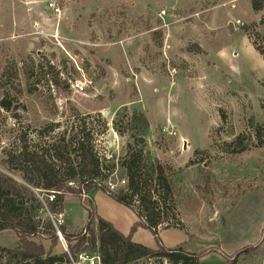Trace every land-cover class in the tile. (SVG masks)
Wrapping results in <instances>:
<instances>
[{"label": "rangeland", "instance_id": "374dc122", "mask_svg": "<svg viewBox=\"0 0 264 264\" xmlns=\"http://www.w3.org/2000/svg\"><path fill=\"white\" fill-rule=\"evenodd\" d=\"M252 39L264 50V13L251 0H0V172L18 178L7 160L23 135L47 146L77 113L99 114L108 129L90 124L95 151L115 164L103 170L110 175L102 184L118 191L127 185L119 161L132 138L114 121L143 114L148 125L134 132L143 133L149 159L161 162L173 186L174 226L159 233L163 244L200 254L201 264H264V145L248 139L264 121V56ZM85 78L92 87L76 92L72 82ZM239 135L243 150L228 144ZM82 202L125 234L138 220L102 190L66 193L68 233L88 222ZM47 208L38 214L56 221ZM132 239L158 249L150 229L138 227ZM29 240L53 255L70 244L45 232ZM19 243L14 230L0 231V246ZM69 264L101 260L87 251Z\"/></svg>", "mask_w": 264, "mask_h": 264}, {"label": "trees", "instance_id": "16d2710c", "mask_svg": "<svg viewBox=\"0 0 264 264\" xmlns=\"http://www.w3.org/2000/svg\"><path fill=\"white\" fill-rule=\"evenodd\" d=\"M254 11L264 13V0H251ZM254 48L264 56V50L252 39ZM196 50L203 53L198 46ZM56 80V79H55ZM58 81L56 80V83ZM5 107L9 104L4 101ZM100 115H81L77 113V121L71 128L57 133L47 146L41 144L32 146L27 143L23 135L20 139L18 151L10 155L7 163L9 169L15 168L14 178L0 172V231L14 230L20 237V243L9 248L0 246V259L3 264H69L87 251H96L101 264H133L140 259H166L170 264H201V255L191 253L182 247L178 249L167 248L159 235L163 229L174 226L175 201L173 186L169 175L160 161L149 159L146 151V140L141 132L138 137L134 132L136 124L148 125L143 114L135 113L132 121L120 125L124 114H117L114 128L119 133H127L132 142L128 144L125 156L119 161L126 175L127 185L118 191H111L102 180L108 174L103 170H110L106 159L102 160L95 151L94 130L90 124L99 121L104 131L108 129ZM99 119V120H98ZM96 123V122H95ZM58 125H50L54 131ZM254 137L258 146L264 145V121L254 127ZM245 135H239L230 146L236 149L242 146ZM104 161V163H103ZM105 164V165H104ZM75 184L72 187L70 184ZM79 184V185H78ZM78 187V188H77ZM78 190H77V189ZM94 190H102L119 203L131 208L138 220L133 224L131 232L125 234L115 225L97 216L89 205L82 204L89 211V218L84 230L72 234L68 233L64 225L60 226L63 236L69 241L68 250L62 254L47 253L42 245L29 240L43 232L50 234L58 240L56 227L50 219L47 222L38 213L49 207V213L55 215L64 211L66 193L81 195ZM41 192V193H39ZM53 192L56 198L48 201V195ZM45 202L42 200L41 195ZM43 194H46L44 197ZM177 225V223H176ZM138 227L150 229L155 235L158 249L135 242L132 235ZM73 241H76L72 244ZM233 258L231 264H235Z\"/></svg>", "mask_w": 264, "mask_h": 264}, {"label": "built area", "instance_id": "2783aa9c", "mask_svg": "<svg viewBox=\"0 0 264 264\" xmlns=\"http://www.w3.org/2000/svg\"><path fill=\"white\" fill-rule=\"evenodd\" d=\"M48 7L50 10L54 11V13L56 14H60L62 11H61V8L59 5L56 4V2H49L48 3ZM237 22H240V21H237ZM93 85V81L90 80V79H78V80H75L72 82V87L76 90V92L78 93H86L89 88H91ZM123 184H126V180H123L122 181ZM116 187L115 184H112L110 183V188L111 190H114V188ZM48 201H53L55 198H56V194L51 192L48 196ZM42 200L45 202V199H43V197H41ZM55 216V219L56 221L53 220V223L55 225V227L57 228V233L60 237V239H62L63 241L64 240V237L62 235V232L60 231V226L64 225L65 223V212L64 211H59L58 213H56L55 215H53V218Z\"/></svg>", "mask_w": 264, "mask_h": 264}]
</instances>
